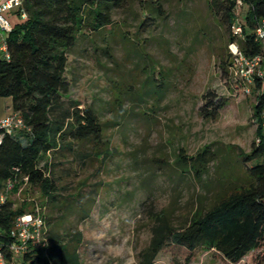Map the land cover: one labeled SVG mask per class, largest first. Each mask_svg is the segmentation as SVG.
Instances as JSON below:
<instances>
[{
	"label": "rangeland",
	"instance_id": "1",
	"mask_svg": "<svg viewBox=\"0 0 264 264\" xmlns=\"http://www.w3.org/2000/svg\"><path fill=\"white\" fill-rule=\"evenodd\" d=\"M160 4L161 12L151 4L143 11L139 0H125L113 10V26L92 44L80 40L69 56V98L81 110L92 109L106 126L109 155L102 161L58 160L62 165L55 176L62 197L56 207L26 184L9 198L14 208L28 212L41 205L49 229L78 231L80 264H139L159 217L174 228L187 223L199 187L171 167L180 148L194 156L211 146L218 159L206 178L215 184L227 177L238 154L257 142L254 98L220 69L230 52L227 27L213 18L205 0ZM9 21L13 26L22 20L13 16ZM151 69L160 88L147 83L145 90L162 91L158 103L155 96H141ZM213 97L224 106L215 120H204L199 110ZM10 112L11 99L0 98V116ZM76 194L80 198L74 199ZM85 201L91 210L81 220L76 211ZM260 253L251 252L237 264H258ZM185 254L165 250L153 264H185ZM189 264L227 263L212 251L198 250Z\"/></svg>",
	"mask_w": 264,
	"mask_h": 264
},
{
	"label": "trees",
	"instance_id": "2",
	"mask_svg": "<svg viewBox=\"0 0 264 264\" xmlns=\"http://www.w3.org/2000/svg\"><path fill=\"white\" fill-rule=\"evenodd\" d=\"M125 0H23L26 18L13 25L6 36L8 58H0V98L11 99V112L22 119L24 128L4 134L0 142V188L13 184L6 201L0 207V246L10 259L13 242L9 232L15 218L40 209L45 229L38 243H28L15 264H80L78 247L82 237L78 231L63 233L49 229L41 205L14 208L10 195L26 184L36 187L46 203L59 205L62 188L55 168L60 159L86 161L109 155L105 140L106 126L90 108L79 109L78 102L69 98L66 73L69 56L80 40L91 44L95 36L104 35L113 26V10ZM210 14L228 30V44L236 43L248 57L259 54L261 47L255 29L264 20V0H243L242 12L236 15V0H205ZM143 11L155 5L161 12L162 0H139ZM154 11V10H153ZM238 19L241 35L231 27ZM142 21L141 23H143ZM104 39V37H103ZM231 55L222 60L223 76L229 74ZM141 96L158 103L161 92L145 90L155 87L153 70L149 72ZM162 78V74H160ZM164 79V78H163ZM162 80L160 84H163ZM134 90L131 97H134ZM254 98L252 122L255 136L248 153L238 154L227 177L209 182V167L218 157L211 146H204L194 156L178 150L172 169L180 176H189L199 187L196 208L187 223L174 228L165 216L157 219L151 229L148 246L139 256V264H153L160 252L183 250L184 263L189 264L198 250L212 251L227 264H237L251 252L261 250L258 264H264V139L261 138L259 116L264 109V84L255 81L251 88ZM215 97L205 99L199 110L204 120H215L224 106ZM151 111V109H150ZM212 197L209 204L205 203ZM80 198L76 194L74 199ZM201 199L203 201H201ZM67 201V200H66ZM91 201V200H88ZM91 205L85 201L76 215L87 218Z\"/></svg>",
	"mask_w": 264,
	"mask_h": 264
},
{
	"label": "built area",
	"instance_id": "3",
	"mask_svg": "<svg viewBox=\"0 0 264 264\" xmlns=\"http://www.w3.org/2000/svg\"><path fill=\"white\" fill-rule=\"evenodd\" d=\"M242 2L243 0H236V15L242 12ZM13 16L22 21L26 18L23 10V0H0V58L2 59H7L9 56L6 36L13 28L9 21ZM231 31L235 35H241L242 29L238 19L232 25ZM255 38L260 44L261 51L251 57L245 56L238 49L236 43L229 44L231 55V63L228 67L229 74L236 85L242 88L243 93L249 96L256 80L264 84V20L256 27ZM259 125L261 138L264 139V109H262L259 116ZM23 128L24 123L18 114L10 112L5 116H0V142L4 134H11L13 131ZM257 142H259V139H257ZM12 188L13 184L11 182H7L0 188V207L5 203ZM44 229L45 225L39 208H36L33 213L23 214L15 218L13 227L9 232L10 238L13 239L9 247L10 259L5 257L0 246V264H15L26 250L28 243L35 244L42 239Z\"/></svg>",
	"mask_w": 264,
	"mask_h": 264
}]
</instances>
